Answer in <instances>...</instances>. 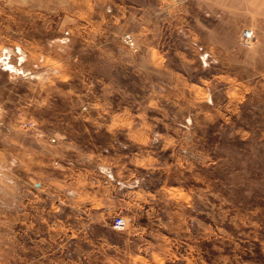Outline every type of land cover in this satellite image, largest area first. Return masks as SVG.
<instances>
[{"label":"rangeland","instance_id":"374dc122","mask_svg":"<svg viewBox=\"0 0 264 264\" xmlns=\"http://www.w3.org/2000/svg\"><path fill=\"white\" fill-rule=\"evenodd\" d=\"M0 264H264V0H0Z\"/></svg>","mask_w":264,"mask_h":264},{"label":"built area","instance_id":"2783aa9c","mask_svg":"<svg viewBox=\"0 0 264 264\" xmlns=\"http://www.w3.org/2000/svg\"><path fill=\"white\" fill-rule=\"evenodd\" d=\"M253 38L252 31L249 29H243L240 33V41L243 45H248ZM127 221L123 216L116 215L112 217L110 226L113 229L122 230L126 228Z\"/></svg>","mask_w":264,"mask_h":264},{"label":"crops","instance_id":"0c3cea01","mask_svg":"<svg viewBox=\"0 0 264 264\" xmlns=\"http://www.w3.org/2000/svg\"><path fill=\"white\" fill-rule=\"evenodd\" d=\"M22 155H23V154H22ZM26 160H27V158H24V159H21L20 161H21L22 164L25 165V164H28ZM34 196H35V200H37V201L40 200V199L43 200V195H41V194H39V193L34 194ZM26 200H29V199H26ZM22 202H23V199H21V203H22ZM5 203H6L5 205L7 206V208L9 207L8 210H12V204H13V203H12V202L9 203V200H8V199H6ZM42 204H43V203L41 202L40 205H42ZM22 207H23V206H22ZM36 208H37V209L39 208V202L37 203ZM23 209H24V208H21V211H22V212H23ZM8 214L13 215V212H12V211H9ZM110 227H111V226H110ZM111 228H112V227H111ZM126 228H127V227H126ZM126 228H125V229H126Z\"/></svg>","mask_w":264,"mask_h":264}]
</instances>
